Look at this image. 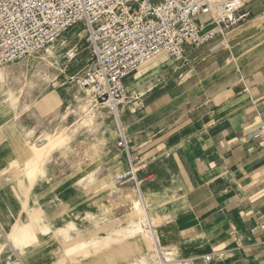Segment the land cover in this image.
I'll list each match as a JSON object with an SVG mask.
<instances>
[{"label":"rangeland","instance_id":"374dc122","mask_svg":"<svg viewBox=\"0 0 264 264\" xmlns=\"http://www.w3.org/2000/svg\"><path fill=\"white\" fill-rule=\"evenodd\" d=\"M224 34L227 33H222L221 35L223 36ZM221 35L217 41L224 40V45H229L226 48V52L231 58L228 59L230 62L229 66L231 65V67L234 68L231 69L230 67L227 70L221 66L218 67V69H211L210 65H212V62L210 60V55L205 58L203 56L194 65L188 67L182 62H174L169 57H158V60L156 58L155 61H152V64L150 63V65L144 67V69H140L141 71H139L135 80L137 82L133 81L136 83L135 90L139 92L140 95H142V99H144L143 102L145 103L149 99H155L159 96L151 92L146 93L149 85L146 84L142 87L140 86V82L142 81L141 79L147 75L148 71H153V63L157 61L161 63L159 59L163 57L164 59H162L161 66L155 65L154 67H162L166 62L167 68L165 70H167V72H172L173 68L175 70L180 68L183 71L179 78H174V83L171 86L178 87V83L184 86L185 97H181L182 99H194L195 97L200 99L196 93L208 91L207 94L202 97V99H206L224 87V84L220 86L221 82L227 80V84H231L232 81L229 82V78L236 68L235 61L238 60L240 56L248 54L249 51L251 52L259 49L258 46L261 43L257 44L259 43V41L256 40L257 36L251 39H248L246 36L244 38H234L230 40L232 35H229V39L227 38L228 41L226 40L225 42L227 36L224 35L225 37H222ZM51 49L58 54L61 64L66 65V71L59 75V78L52 84V87L40 93V90H29V87H24L20 79L9 78L7 83L14 86L16 93L24 90L22 96L20 93L23 108L18 111V115L10 106V99L8 96L4 95L2 97L0 95V207L11 202L14 204L16 203L13 196L12 199L10 198L11 192L8 193L5 191L3 188L4 185L17 186L19 181L23 180L28 188L31 186L28 179L29 177L23 173L24 163L18 162V165L11 166V158L13 160L17 159V155L14 153L13 143L17 141L18 136H13L11 140L6 139L4 136L5 125L16 121L14 129H17V127L22 124L25 126V129H32L33 132L39 136L44 135L46 132L54 134H70L73 132L75 133V138L79 140L73 143L74 152L70 156H59V152L55 153L56 157L53 161V163H56L55 167H50L49 174L46 176L45 173L41 178L43 179L41 182H38L32 188L30 187L28 195H22L23 197L21 200L16 203L15 217L18 216V211H20L19 214L23 212L24 206L28 204V206H37L46 211L49 220L54 223L56 222V225H60L62 222L61 219L58 218L60 213L65 219H73L79 226H83V224L87 223L85 219L86 212H92L96 215L109 213L113 217L123 219L126 213L131 211L133 202H139L144 198L148 215L151 217L160 213V219L152 221V224H147V222L143 220L141 224L142 229L140 231H131L135 229L131 228L129 231H122L117 235H110L108 230H103L99 233V235L103 237L100 243L87 244L86 247L84 246L82 249L76 250L77 252L75 251L76 253L74 252L73 256L67 254L65 245L59 244V240L51 233L40 234V242L34 246L35 248L30 246L26 247L25 251H22L23 248L20 250V247H16L8 238V229L0 228V246H4L0 256V264H141V259L145 258L146 255H148V257L150 256V259L154 256V261L152 259L153 264H160L159 262L157 263L158 260H156L157 253L152 238L150 237V228L155 231L162 261L163 258L167 262H175L178 260H186V257H192L191 255H184L178 240L172 242L169 240L168 233L171 228H169V226L173 221L178 220L177 218L180 217V213L183 211V205L189 202V200L187 201V197L184 196L185 194L178 193L180 182L177 179L176 173H173V168H170V165L164 162V158L163 161H161L162 159L153 160L155 162L152 164V167L150 166V168L142 169V171L139 172L142 198H140V193L136 184L130 182L121 183L118 185V190L113 192H108L107 189L96 190L94 188L95 182L104 179L108 170H111L110 176L106 178V182L109 184H111L116 175L126 171L127 161L116 148V141L119 131L121 129L125 131L126 118L129 115V108L132 104H128V102H126L128 100L122 102L121 106L124 105L128 113L126 112L118 121L112 115H106L104 119L99 118L101 127L106 129L107 132L105 141H98L95 136L93 137L90 135L89 128L87 127L88 125L83 126V123H85L83 120H86V117H84L85 112L82 106L73 98V94L81 88L77 84L76 79L82 75L91 57L88 45L83 42L82 35L79 36L75 31H72L54 47H51ZM202 51L203 49L200 51V54L203 55L205 52L202 53ZM36 54L22 61L27 64L28 69L30 64L34 62V57L37 56ZM15 64H17V62ZM30 72L31 69L26 72L27 77L24 80L32 77ZM168 78L169 77L161 83L155 81L157 85L154 84L152 87L156 90L162 83L167 81ZM132 80L133 79H131L130 82ZM138 80L140 81L138 82ZM147 81H149V79ZM129 91L131 92L129 96H133L135 92L132 85L131 87L129 86ZM45 93H47V95L41 97ZM39 97L41 98L38 99ZM129 99H132V97ZM174 99L178 98L174 97ZM26 104L29 106H26ZM34 110L37 111L36 115H33ZM101 112L106 113V110L101 109ZM180 122L181 121H178L175 128H173L174 132L186 126V124L180 125ZM3 124H5L4 127ZM170 128H172V126ZM148 150L149 149L146 151ZM7 156L10 157L7 159ZM146 157L147 152L145 154V158ZM175 157L177 159V155ZM118 163L119 168L115 169L114 165ZM140 167H142V164L137 166L139 169ZM72 171H75L77 177L83 175L87 176L88 185L85 187L77 186L72 180L75 175L67 178V175H70ZM227 178V175L221 174V180ZM167 179H169V181ZM125 188L130 189V195L128 197L122 194V189ZM257 197H259L260 202L264 204V193H259ZM204 202L205 200L194 201V207L197 210H201L206 203ZM54 215L56 217H54ZM249 216L251 217V215ZM249 216L246 218H250ZM24 219L25 214L21 215V220L23 221ZM207 221L209 220L207 219ZM101 226L100 228H104L106 225ZM209 226L211 225L208 224V227ZM202 228V237L199 241L204 244V240L208 234L210 235L211 228L207 229L205 224H203ZM144 235H146L147 241L143 249L140 245L144 243ZM87 236L85 240L89 243L91 237L89 236L88 238ZM66 245H71V243L68 242ZM210 253L195 257L194 260L198 261L197 264H244L245 259L243 256L224 247L223 252H218L217 249L211 248ZM214 254H218L219 256L218 262L212 263L204 259L205 256ZM67 255L70 257L68 258Z\"/></svg>","mask_w":264,"mask_h":264},{"label":"crops","instance_id":"0c3cea01","mask_svg":"<svg viewBox=\"0 0 264 264\" xmlns=\"http://www.w3.org/2000/svg\"><path fill=\"white\" fill-rule=\"evenodd\" d=\"M243 10L249 15L235 27L251 20L255 23L242 34H233L230 40L257 36V44H261L259 49L240 56V63L235 61L236 68L229 78L232 83L221 82L220 86L224 84V87L214 95L202 99L208 91H201L196 93L200 99H182L185 97L184 86L179 83L178 87L171 86L174 78H179L183 71L173 68L172 72H167L166 62L162 67H154V72L148 71L140 82L142 87L148 83L153 86L169 77L156 90L147 88L146 93L159 95L155 99L144 103L137 91L129 96V86L137 82L136 76L142 69L127 80L129 95L126 102L132 106L126 118L125 133L134 161L137 166L142 164L140 172L152 167L153 160L163 161L164 158L176 173L180 182L178 193L185 194L189 200L177 218L182 221L177 226L182 235L178 243L184 255L192 256L186 257L190 261L210 253L211 248L223 252L224 247L243 256L244 264H264V204L257 197L264 193V147L256 137L259 126L264 123V0H245ZM219 37L199 49L190 50L184 60H172L188 67L210 55L211 69L222 66L228 70L231 67L228 61L231 58L226 52L229 45L225 46L224 40L217 41ZM202 49L203 55L200 54ZM158 62L153 65H161ZM178 121L186 126L174 132ZM23 128L26 133L31 131ZM13 134L19 139V132ZM4 136L6 138L5 132ZM12 161L16 160L11 159V166ZM72 173L77 177L75 171ZM221 174L228 178L221 180ZM42 180L38 179L37 183ZM201 200L206 203L197 210L194 201ZM203 224L207 229L211 228L204 244L199 241ZM218 261L219 257H216L210 262ZM197 262L194 260V264Z\"/></svg>","mask_w":264,"mask_h":264},{"label":"built area","instance_id":"2783aa9c","mask_svg":"<svg viewBox=\"0 0 264 264\" xmlns=\"http://www.w3.org/2000/svg\"><path fill=\"white\" fill-rule=\"evenodd\" d=\"M244 5V0H0V63L23 61L75 31L91 55L77 84L100 104L119 107L132 75L157 57L184 60L190 50L231 31L248 17ZM256 137L264 147V124ZM116 146L127 161L119 181L136 184L141 197L139 168L123 129Z\"/></svg>","mask_w":264,"mask_h":264},{"label":"bare ground","instance_id":"6f19581e","mask_svg":"<svg viewBox=\"0 0 264 264\" xmlns=\"http://www.w3.org/2000/svg\"><path fill=\"white\" fill-rule=\"evenodd\" d=\"M253 23H255V20L247 21L235 27L232 32L224 35H240L244 31L249 30L250 25ZM227 38L228 37H226V39ZM36 55L37 56L34 57V62L30 64L29 69L27 64L22 61L19 63L17 62V64H15L16 62L6 64L0 63V95L2 97L4 95L8 96V98L10 99V106L17 112V115L18 111L23 108L22 99H20V93L22 96L24 90L16 93L14 86L7 83L9 78L20 79V81L23 82L24 87H29V90H40L41 93L52 87V84L57 80V78H59V75L63 74L66 71V65L61 64L60 57L56 52H54L53 49H51V47L44 49L40 52V54L38 53ZM159 60H161L162 63V59ZM30 69L32 77L24 80L27 77L26 72ZM132 87L134 88V91H136V83H133ZM149 88H152L151 83H149ZM46 95L47 93L43 94L41 97H44ZM41 97H39L38 99H40ZM73 98L79 105L82 106L85 112L84 117H86V120H83L85 122L83 123V126L88 125L87 127L89 128L90 135L93 137L95 136L97 140L101 142L105 141L107 130L101 127L99 118L104 119L106 115H112L118 121L127 112V109L124 105H120V108V106L109 107L107 105L100 104L99 102H97L93 93L88 88H79V90H77L73 94ZM101 109L106 110L107 114L105 112H101ZM36 114L37 111L34 110L33 115ZM15 122L16 121H13L5 125L6 139H13L14 132H19L20 135L19 139H17V141L13 143L14 153L17 155V159L14 162L12 161V165L16 166L18 165V162L24 163L23 173L29 177L28 179L31 183L30 187L32 188L33 186H35V184H37L38 179L42 178V176L50 170V167H55L56 163H53L56 157L55 153L59 152V156H70L74 152L73 143L76 142V140L78 141L79 139L75 138V133L73 132L70 134H54L46 132L44 135L39 136L35 134V132H33V130L31 129L30 132L26 133L22 125H19L17 129H14ZM9 157L10 156H7V159ZM114 168H119V163L115 164ZM110 171L111 170H108L104 179H100L95 182L94 188L96 190L107 189L108 192L118 190V185L122 183L119 181L121 172L116 175L111 184H109L106 182V178L110 176ZM67 176L73 177L74 174L71 173ZM72 180L77 186L80 187H85L89 183L88 177L84 175L74 177V179ZM30 187L28 188L23 180H20L17 186H3L5 191H7L8 193L11 192L10 198L12 199L13 196V199L15 198L16 203L21 200V198L23 197L22 195L29 194ZM122 194L128 197L130 195V189H122ZM16 203L14 204L11 202V204H4L0 207V228L8 229V238L16 247H20V250L21 248H23L22 251H25L26 247L36 246L37 243L40 242V234L51 233L57 240H59V244L61 243L63 246L65 245L67 254L73 256V253L76 250L78 251L84 246L86 247L87 244L100 243L103 237L100 236L99 233L103 230H108L110 235H117L119 234V232L121 233L122 231L124 232L126 230L129 231V229L131 228H135L131 231H140L142 229L141 224L143 220H145L147 224H152V221L160 219V213L155 214L151 217L148 215L144 198H142V200L139 202L134 201L131 211L126 213L123 219L113 217L109 213H105L104 215H96L92 212H86L85 219L87 220V223L83 224V226H79L73 219H65L60 213L58 215V218L61 219L62 222L60 225H56V222L54 223L49 220L46 211H44L43 209L41 210V208H38L37 206H28V204L24 206L23 212L20 213L21 215L25 214V219L22 221L21 215L19 214L20 211H18V217H15ZM55 215L54 217H56ZM180 222L182 221L175 220L169 226V228H171L168 235L171 242L179 240L182 236L181 232L177 228ZM101 225L106 226L104 228H100L102 227ZM150 234L155 251L157 253V263L159 262L161 264H164L157 245L155 231L152 228H150ZM86 236L88 238L89 236L91 237L89 243H87L85 240ZM143 237L144 243L140 245L141 248L145 247L144 244H146L147 241L146 235H144ZM68 242H70L71 245H66ZM3 249L4 246L1 245L0 256ZM153 257L154 256H152V259ZM152 259H150V256L148 257V255H146L145 258L141 259V264H153Z\"/></svg>","mask_w":264,"mask_h":264}]
</instances>
